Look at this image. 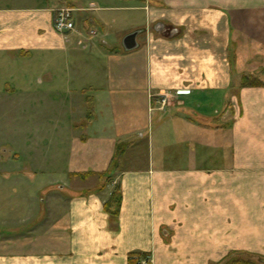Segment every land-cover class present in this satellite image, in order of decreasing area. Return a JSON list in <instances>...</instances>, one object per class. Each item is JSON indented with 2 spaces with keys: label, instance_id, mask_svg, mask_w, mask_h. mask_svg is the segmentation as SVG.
<instances>
[{
  "label": "crops",
  "instance_id": "1",
  "mask_svg": "<svg viewBox=\"0 0 264 264\" xmlns=\"http://www.w3.org/2000/svg\"><path fill=\"white\" fill-rule=\"evenodd\" d=\"M62 8L74 11L66 36L53 29ZM253 12L264 0H0L4 129L24 126L19 145L0 141V199L20 212L1 218L20 233L0 240L11 250L0 264H264V19L249 29ZM135 31L136 50L116 46Z\"/></svg>",
  "mask_w": 264,
  "mask_h": 264
},
{
  "label": "rangeland",
  "instance_id": "2",
  "mask_svg": "<svg viewBox=\"0 0 264 264\" xmlns=\"http://www.w3.org/2000/svg\"><path fill=\"white\" fill-rule=\"evenodd\" d=\"M250 19H251V22H250L251 26H249V29L252 28V26H254V24H256V22H254L255 20L264 19V12H262V13L261 12H255V13L253 12V14L250 15ZM118 24H119V25H117L118 27H122V25L120 23H118ZM263 26H264V23H263ZM121 36H122L121 34L116 36V40H117L116 46L120 47L122 45L121 43H122V38L123 37L121 38ZM249 39H251V38H248V39L245 38L244 40L248 41ZM1 104H0V141L3 142V143H5V141L6 142H12V144L14 143L15 146H17L21 142L19 140V138H20L19 134L16 133L17 129H19L17 127H19V126L20 127H24L23 123H21L22 121H18L16 123L12 122L11 125L14 128H10V130L8 128H6L9 131V132H6L4 128H5V125H10V123L6 121V120L9 119V117L5 118L4 111L1 110V107H4L5 103H1ZM27 120L28 119H25L24 121H27ZM45 120L46 119H44V121ZM30 121H31V119H29V123H30ZM145 148H146V152L141 150L142 151L141 153H143L142 154L143 157L141 156L142 159H147L149 157L148 156L149 155L148 149H147V147H145ZM51 152H52V150L51 151L44 150L43 154H44L45 157H47V155L49 157ZM60 152L62 153V157H63V155L65 154V151H60ZM0 153H1V151H0ZM0 156H2V155H0ZM202 157H203L204 160L211 159L212 158V150H211V148L204 149L203 152H202ZM2 191H3V189H2ZM0 200H1L0 201L1 202V204H0V240L3 237L9 236V235L18 236L20 231L16 230V231H11V233H10V231L8 230V227H7V225H10V224H7V223H11V222L10 221H6V220H8L11 217V215H12V217H13L12 220L16 224L17 221L19 220L20 212L17 209L15 211L16 213L13 212L14 214L13 213L10 214V212H11L10 211V205L14 204L13 201H10L11 199H9V198H7V199L1 198ZM2 217L5 218L6 220L4 221V219H1ZM3 248L5 250L11 251V250H9L10 248L8 246L6 247V246L0 244V249H3ZM137 258H141V256L137 257ZM143 258L148 259V261H150V259L148 257H143Z\"/></svg>",
  "mask_w": 264,
  "mask_h": 264
},
{
  "label": "built area",
  "instance_id": "3",
  "mask_svg": "<svg viewBox=\"0 0 264 264\" xmlns=\"http://www.w3.org/2000/svg\"><path fill=\"white\" fill-rule=\"evenodd\" d=\"M74 11L69 8H62L55 12L53 17V29L61 36H66L68 33L74 31ZM157 108L159 111H164L169 106V94H160L154 96ZM137 264H150L148 259L143 257L136 258Z\"/></svg>",
  "mask_w": 264,
  "mask_h": 264
},
{
  "label": "trees",
  "instance_id": "4",
  "mask_svg": "<svg viewBox=\"0 0 264 264\" xmlns=\"http://www.w3.org/2000/svg\"><path fill=\"white\" fill-rule=\"evenodd\" d=\"M257 85H259V82L252 78H249V79L245 78L243 81V86H257ZM126 146H127L126 144H121V143L116 145L115 159L111 163L108 170L105 173L100 175L101 179H105L103 187L106 185H110L112 183V178L115 176V173L118 171V167H119L118 160L125 152ZM118 204H119V194H118V189H116L111 196V200L106 205V209L110 211V213L113 214V217H115L117 214ZM111 206H115L114 212L111 211ZM137 257H140V255L131 256V258L129 259V264H137V260H136ZM246 264H251V263L247 262Z\"/></svg>",
  "mask_w": 264,
  "mask_h": 264
},
{
  "label": "water",
  "instance_id": "5",
  "mask_svg": "<svg viewBox=\"0 0 264 264\" xmlns=\"http://www.w3.org/2000/svg\"><path fill=\"white\" fill-rule=\"evenodd\" d=\"M159 29H162V26L161 25H156L155 27V30H159ZM143 31H135V32H132L128 35H126L123 39H122V49L125 51V52H131V51H134L138 48V44H137V37L139 35L142 34Z\"/></svg>",
  "mask_w": 264,
  "mask_h": 264
}]
</instances>
